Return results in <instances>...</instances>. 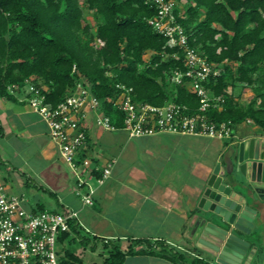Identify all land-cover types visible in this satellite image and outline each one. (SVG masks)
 I'll return each mask as SVG.
<instances>
[{
	"label": "trees",
	"instance_id": "obj_1",
	"mask_svg": "<svg viewBox=\"0 0 264 264\" xmlns=\"http://www.w3.org/2000/svg\"><path fill=\"white\" fill-rule=\"evenodd\" d=\"M85 8L93 12L95 28ZM156 15L157 8L145 0H0V96L17 100L31 80L57 105L81 81L119 127L123 113L110 101L120 94L118 85L132 87L136 101H175L197 110L196 93L172 81L176 71L187 69L185 53L170 47L150 24ZM176 16L190 45L220 68L205 83L211 95L224 99L210 107V118L235 125L251 119L264 128V0H187ZM9 86H18V92ZM246 86L254 96L242 104L235 93ZM141 242L147 243L145 251L154 250L151 242ZM162 247V256L187 263L184 253ZM131 252L114 246L106 262H122ZM195 263L209 264L197 257ZM61 264H80V259L69 253Z\"/></svg>",
	"mask_w": 264,
	"mask_h": 264
},
{
	"label": "crops",
	"instance_id": "obj_2",
	"mask_svg": "<svg viewBox=\"0 0 264 264\" xmlns=\"http://www.w3.org/2000/svg\"><path fill=\"white\" fill-rule=\"evenodd\" d=\"M95 119L96 112L91 111L83 155L98 168L96 173L109 164L112 173L103 184L94 183L93 204H85L47 122L24 100V94H17V100L0 96V185L10 194L24 196L29 208L77 212L75 228L65 238L63 233L59 236L61 261L74 253L80 264H193L197 256L187 231L193 216L202 211L199 201L208 179L218 167L224 169L234 143L264 136V128L243 122L234 126L230 139L171 132L132 138L124 130L102 129ZM169 143L177 147L176 156L158 163L152 158L150 167L124 163L130 155L127 149L141 146L144 157L147 147ZM185 146L178 154L179 147ZM141 241L151 242L154 250L145 251L147 243ZM163 245L184 253L187 263L162 256ZM114 246L123 251L133 248V252L122 262L108 263Z\"/></svg>",
	"mask_w": 264,
	"mask_h": 264
},
{
	"label": "built area",
	"instance_id": "obj_3",
	"mask_svg": "<svg viewBox=\"0 0 264 264\" xmlns=\"http://www.w3.org/2000/svg\"><path fill=\"white\" fill-rule=\"evenodd\" d=\"M157 8V15L149 20L156 31L166 36L170 47H179L185 53L186 71H176L172 81L186 83L196 93L200 104L192 111L188 105L169 101L163 105L134 100V89L118 85L120 94L111 99L123 113V127L117 126L105 113L102 101L83 82L57 105L47 101L43 90L27 80L20 89L24 100L41 115L50 129L63 161L71 168L77 183V193L85 204H93L94 183L103 184L111 175L112 164L97 169L91 159L83 155L88 141V117L96 112V124L104 130H124L132 138L150 136L159 132L204 135L230 139L235 123L232 120L217 122L208 111L224 101L222 96L209 93L205 83L211 76L220 74V68L211 63L189 43L184 26L176 16L175 0H145ZM18 86H9L12 93ZM245 123H253L247 119ZM114 162V161H113ZM86 189V191H83ZM77 212L29 208L24 196L8 193L0 185V263L1 264H61L58 240L63 232L70 231Z\"/></svg>",
	"mask_w": 264,
	"mask_h": 264
},
{
	"label": "water",
	"instance_id": "obj_4",
	"mask_svg": "<svg viewBox=\"0 0 264 264\" xmlns=\"http://www.w3.org/2000/svg\"><path fill=\"white\" fill-rule=\"evenodd\" d=\"M187 231L209 264H264V136L232 145L210 176Z\"/></svg>",
	"mask_w": 264,
	"mask_h": 264
},
{
	"label": "rangeland",
	"instance_id": "obj_5",
	"mask_svg": "<svg viewBox=\"0 0 264 264\" xmlns=\"http://www.w3.org/2000/svg\"><path fill=\"white\" fill-rule=\"evenodd\" d=\"M186 5H187V0H181V2H179V6L181 8L182 13L185 11ZM85 17L92 23L93 28H95L96 21L93 18V12L85 8ZM148 57H149V54L146 55V58H148ZM230 92H232V89H230ZM235 95H236V98L242 104H247L251 101L252 97L254 96V92H253L251 87L246 86V87H240L238 89V91H236ZM248 126L249 127H255L254 124H249ZM120 131L124 132L123 130L114 131V132L119 133ZM210 142L219 143L220 140L212 139ZM209 145L211 146L210 143H209ZM183 148H186V146L185 147H179L178 154H179V151ZM207 148L209 149L208 145H207ZM140 149H141V146H137L136 148H134L131 151H130V149H127L130 152L129 153L130 155H129V157L125 158L124 163L130 162L132 165L143 164L144 166L150 167L153 163V161L151 160L152 158L157 159V161H155L154 163H156V162L158 163L159 161L165 160V158L173 157V156L177 155V152L175 150V149H177V147L173 143H169L166 147L165 146L155 147L154 145L149 146V147H147V151L144 154V157L141 156ZM191 150H192V154H193L194 146H191ZM191 160L192 161L194 160L193 155L191 157ZM64 167L70 173L71 176L74 175L73 171L71 170V168L69 166H67V164H64ZM99 245H101V242H99Z\"/></svg>",
	"mask_w": 264,
	"mask_h": 264
}]
</instances>
